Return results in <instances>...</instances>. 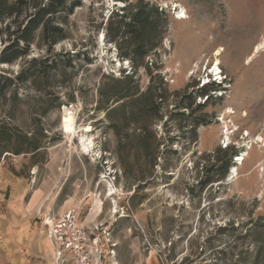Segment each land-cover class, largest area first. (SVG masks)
Instances as JSON below:
<instances>
[{
	"label": "rangeland",
	"instance_id": "374dc122",
	"mask_svg": "<svg viewBox=\"0 0 264 264\" xmlns=\"http://www.w3.org/2000/svg\"><path fill=\"white\" fill-rule=\"evenodd\" d=\"M138 1L80 0L52 49L38 33L29 55L0 60V73L15 77L33 58H61L55 68L33 65L16 97H0V120L13 134L0 179L29 180L26 199L39 190L30 216L42 234L45 215L71 208L101 224L118 264H264V51L247 62L264 37V0H143L163 12L161 35L134 60L121 57L129 42L116 41L113 12ZM182 11L188 17L177 19ZM5 45L0 37V58ZM215 79L223 84L209 86V98L197 92ZM67 114L72 134L63 129ZM226 124L238 128L239 144L222 149ZM29 142L40 148L14 152ZM230 158L226 175L201 188Z\"/></svg>",
	"mask_w": 264,
	"mask_h": 264
},
{
	"label": "trees",
	"instance_id": "16d2710c",
	"mask_svg": "<svg viewBox=\"0 0 264 264\" xmlns=\"http://www.w3.org/2000/svg\"><path fill=\"white\" fill-rule=\"evenodd\" d=\"M81 5L80 0H0V37L6 43L2 50L1 62L12 64L21 57L29 55L31 46L40 33L42 40L52 49L56 44L66 38V30L63 26L65 18L72 14L76 7ZM121 12H113L119 17L117 21L118 42H129V49L121 54L123 58L136 59V56H145L150 50L157 46V38L160 33L162 11L149 2L139 0L134 4L121 6ZM70 60L74 55L68 54ZM61 62L60 54L42 56L40 59L33 58L29 65L15 77L0 73V97L6 96L9 90L13 91L14 97L22 83L29 78L28 72L33 65L42 64L44 67L55 68ZM220 89L221 83L210 82L198 88L199 93L210 97L209 92ZM136 93L127 96H133ZM111 108L110 113L117 111ZM11 117V116H10ZM112 128L120 133L119 124L112 121ZM13 139V134L7 125L0 120V159L4 152L10 151L7 142ZM40 148L39 143L29 142L28 147L14 148L16 154L25 150L36 151ZM232 158L221 164L222 174L216 177L212 173L202 177L198 184L206 188L210 184L221 180L231 166ZM217 164H212L215 169Z\"/></svg>",
	"mask_w": 264,
	"mask_h": 264
},
{
	"label": "crops",
	"instance_id": "0c3cea01",
	"mask_svg": "<svg viewBox=\"0 0 264 264\" xmlns=\"http://www.w3.org/2000/svg\"><path fill=\"white\" fill-rule=\"evenodd\" d=\"M30 185L29 180L11 175L0 179V264H56L44 223L55 213L44 216L42 234L30 216L41 207L42 195L34 190L26 199Z\"/></svg>",
	"mask_w": 264,
	"mask_h": 264
},
{
	"label": "built area",
	"instance_id": "2783aa9c",
	"mask_svg": "<svg viewBox=\"0 0 264 264\" xmlns=\"http://www.w3.org/2000/svg\"><path fill=\"white\" fill-rule=\"evenodd\" d=\"M214 66V65H213ZM213 66L211 70L213 69ZM221 73V70H220ZM224 120V117L219 118ZM235 124H226L220 141L222 149L232 144L238 145V128ZM246 130L241 139L247 136ZM243 145V149H251L253 143ZM238 158V156H235ZM47 233L53 248V262L56 264H118L115 260L117 243L110 237L109 231L102 229L101 224H93L81 218L78 208L52 214L44 220Z\"/></svg>",
	"mask_w": 264,
	"mask_h": 264
},
{
	"label": "bare ground",
	"instance_id": "6f19581e",
	"mask_svg": "<svg viewBox=\"0 0 264 264\" xmlns=\"http://www.w3.org/2000/svg\"><path fill=\"white\" fill-rule=\"evenodd\" d=\"M177 17V19H186L188 16L186 15V13L184 12V11H182V12H180L179 13V15L178 16H176ZM223 51H225L224 50V46H222V45H220L217 49H215L214 51H213V54H214V56H215V65H214V67H213V72L217 75V78H221V75H220V66H219V64H220V62H221V59H220V56L222 55V53H223ZM254 54H251L250 56H248V58H247V62L248 61H250L252 58H253V56L255 55V54H258V53H260L261 51H264V37H263V40L261 41V42H259L256 46H255V49H254ZM197 64H198V62H197ZM196 64V65H197ZM231 112L233 113L234 111L233 110H231ZM74 117H73V114H67L66 116H65V118L63 119V129H64V131L66 132V133H68V134H72V133H74V131L76 130L75 129V123H74ZM88 129H90V128H88ZM85 140V139H84ZM263 140V137L261 136V135H259L258 136V138H257V141L258 142H260V141H262ZM90 145H91V142H85V141H83V150H87L89 147H90ZM239 157L236 159L237 161H238V163L239 164H243L244 163V160H245V157H246V153L245 152H243V153H241L240 155H238ZM233 173L234 174H238V170H237V168H234L233 169ZM232 173V174H233ZM113 190H114V188H112V187H110V189H109V191H110V194H113L114 192H113ZM101 207H102V202H101V200H97L96 201V208L97 209H101Z\"/></svg>",
	"mask_w": 264,
	"mask_h": 264
}]
</instances>
